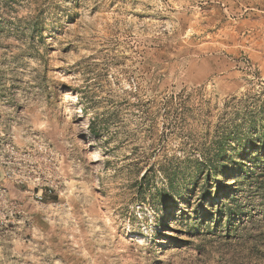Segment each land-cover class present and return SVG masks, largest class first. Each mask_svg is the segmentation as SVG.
<instances>
[{
  "label": "clouds",
  "instance_id": "clouds-1",
  "mask_svg": "<svg viewBox=\"0 0 264 264\" xmlns=\"http://www.w3.org/2000/svg\"><path fill=\"white\" fill-rule=\"evenodd\" d=\"M0 264H264V0H0Z\"/></svg>",
  "mask_w": 264,
  "mask_h": 264
},
{
  "label": "rangeland",
  "instance_id": "rangeland-1",
  "mask_svg": "<svg viewBox=\"0 0 264 264\" xmlns=\"http://www.w3.org/2000/svg\"><path fill=\"white\" fill-rule=\"evenodd\" d=\"M223 159H224V158H223ZM223 159H222V160H223ZM224 172H225L226 174L229 173V169L227 168V166H224ZM209 176H211V178H212V180H213L212 175L209 174ZM204 183H207V179L204 181ZM197 187H198V185L195 186V187H193L192 189H189L188 194H187V200H186V202H188L189 205H190L191 200H193L194 203H195V201H197V200H201L202 203H201V205L198 206V210H202V209H203V201H207V200L209 199V195H210V193L207 194L206 191L203 192V191H200L199 189H198L197 192H196V188H197ZM222 187H223V186L221 185V188H222ZM204 214L207 215L206 213H204Z\"/></svg>",
  "mask_w": 264,
  "mask_h": 264
},
{
  "label": "trees",
  "instance_id": "trees-1",
  "mask_svg": "<svg viewBox=\"0 0 264 264\" xmlns=\"http://www.w3.org/2000/svg\"><path fill=\"white\" fill-rule=\"evenodd\" d=\"M224 157H222L221 159H223ZM207 182H209V184H211V182H212V178H211V176H208V181ZM206 193L207 194H209V191H206Z\"/></svg>",
  "mask_w": 264,
  "mask_h": 264
}]
</instances>
